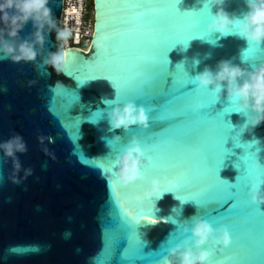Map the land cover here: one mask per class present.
<instances>
[{"label": "water", "instance_id": "1", "mask_svg": "<svg viewBox=\"0 0 264 264\" xmlns=\"http://www.w3.org/2000/svg\"><path fill=\"white\" fill-rule=\"evenodd\" d=\"M122 2L93 0L89 46L83 49L64 44L67 55L62 62L64 70L59 73L43 62L49 53L58 51L60 42L55 30L46 35L42 50L37 46L40 55L36 61L0 58V142L19 134L27 144V151L17 154L22 165L18 174L14 173L11 158L0 152V264H159L167 248L186 238L181 224L195 215L216 225L227 224L232 233L230 248L240 245L243 212L257 208L247 196L248 181L237 182L246 167L241 159L245 149L236 146L238 127L233 130V126L243 124L245 117L235 111L224 112L231 105L226 91L215 104L207 105L212 96L211 86L197 93L191 82L176 92L172 75H176L177 65L183 64L189 75L186 79H191L205 67L215 69L221 60H231L251 70L264 62V44L247 59L249 44L235 34L207 33L204 38L191 39L187 47L182 43L175 46L180 36L172 30L173 22L159 11L147 17L141 31L131 38L110 41L105 36L109 15L117 22L133 15ZM141 2L152 10L170 8L186 12L204 7V0ZM63 6V0L49 2L58 24ZM225 8L238 16L246 11L244 0H228ZM216 11L215 7L211 9L212 14ZM209 20L207 14L201 18L202 31H206ZM33 32L30 20L15 38L16 43L28 39ZM105 41L107 50L102 51L100 45ZM105 52L112 53L110 60ZM149 58H155L156 66L150 65ZM196 60L200 61L198 65L194 64ZM105 63L125 79L149 82L144 89L141 87L135 93L124 91L118 97L122 103L135 99L149 110L147 128L132 126L146 154L147 140L155 139V134L165 139L179 136L181 139L171 149V163L185 166L190 183L195 185L203 175L202 161L209 152L214 153L217 166L224 160L220 178L230 184L237 182L236 209H230L234 199L222 206L181 203L177 194H183V182L177 193L161 191L152 199H138L137 194H142L148 181L161 176L149 166L142 169L146 180L126 187L119 185L112 160L132 133L123 128L111 129L105 101L114 100L117 93ZM72 96L75 102L70 99ZM197 100H202L205 107L193 114ZM169 101L182 103L188 116L182 125L168 128L176 121L157 119L175 114L166 108ZM96 112H101L102 117L92 122L89 118ZM220 113H224L225 123ZM181 119L184 117L177 118ZM115 135L121 136L122 141L113 148L107 141ZM227 136L226 152L223 141ZM254 137L260 138L261 144L249 151L256 153L259 147L260 162L264 164V122L253 132L239 136V142L250 144ZM259 207L264 211V204ZM147 215L160 222L150 223L144 218ZM255 224L257 245L264 246V216L257 215ZM134 231L142 243L137 251Z\"/></svg>", "mask_w": 264, "mask_h": 264}, {"label": "clouds", "instance_id": "2", "mask_svg": "<svg viewBox=\"0 0 264 264\" xmlns=\"http://www.w3.org/2000/svg\"><path fill=\"white\" fill-rule=\"evenodd\" d=\"M50 0H0V58L11 59L14 62L36 61L42 50L46 35L56 31L60 42L58 51L49 53L44 63L51 66L56 72L63 71L62 62L65 61L63 45L70 33L62 30L54 18L49 7ZM228 0H204V6L210 9L215 7V14H210L206 24L207 33H220L222 35L235 34L245 39L249 48L264 44V0H244L246 11L242 15L226 11ZM81 17V13L78 18ZM32 21L34 32L28 39L16 43V37L28 21ZM213 43H215L213 41ZM102 51L107 50V43L100 45ZM248 50H246L247 52ZM246 59V58H245ZM200 63L194 61L195 65ZM183 66V64H181ZM195 84V92L202 93L211 86V92L219 98L227 92L234 111L242 114L245 119L238 127V136L245 132H253L261 122H264V62L254 66L251 70L233 64L231 60H221L216 68L205 67L203 72L191 78ZM108 105L106 116L111 129L123 128L132 133L122 151L118 152L112 160L118 183L122 187L134 184L136 181L146 180L144 166H150L152 158L146 154L140 136L132 132L135 125L145 129L149 125V110L144 105H138L135 99L122 101L117 97L105 101ZM204 108V102L197 100L192 107L193 114ZM122 137L113 136L107 141L111 147L119 144ZM261 139L254 137L250 145H260ZM27 151V144L23 137L16 134L8 140L0 142V152L11 158L14 173H19L22 165L18 153ZM260 148H256L255 159L252 162V175L247 184V196L253 204H264V164L259 158ZM176 181L170 176H153L148 186L143 188L142 194L137 198L141 200L152 199L161 191H168L176 187ZM186 238L174 246L167 248L159 264H211L214 250L228 248L232 244V233L225 223L214 224L210 219L195 215L190 221L181 224ZM207 245V247H205Z\"/></svg>", "mask_w": 264, "mask_h": 264}, {"label": "snow or ice", "instance_id": "3", "mask_svg": "<svg viewBox=\"0 0 264 264\" xmlns=\"http://www.w3.org/2000/svg\"><path fill=\"white\" fill-rule=\"evenodd\" d=\"M122 3L130 11H132L133 15L128 18H121L119 22L114 20L111 17V14L109 15V18L106 21L105 36L110 41H124L131 38L134 34L141 31L142 27L144 26L143 21H145L150 15H155L158 11L162 12L166 19L173 22L172 30L178 33L180 36V39H178L175 46L182 43L185 47H187L191 39L196 37L204 38L205 35H207L206 31L201 30V18L205 14H211L208 6H204L200 11L180 12L170 8L152 10L150 7H145L141 0H123ZM121 25L131 26L122 27ZM255 51V46L250 47L245 53V58L247 59L252 56ZM105 54L106 57L110 60L112 53L105 52ZM65 55L67 54L65 53ZM149 63L152 66H156L155 58H149ZM105 66L110 73L111 83L116 89L117 98L124 91L135 93L139 91L141 87H143L144 89L145 85H149L148 81L138 82L133 79H125L119 74L116 68H110L108 63H105ZM177 66L178 71L176 72V75H171L173 76L172 87L175 86L177 89L176 92H179L181 88H184L187 84L191 83V79H186L187 77H189V75L182 65ZM182 95L183 94L176 96ZM70 99L75 102L74 96L70 97ZM218 99L219 97L216 94L212 93L211 99L209 100L207 105L215 104ZM170 101L168 102V106L166 108L171 110L175 114L170 117L164 115L163 118H157L160 120L176 121L175 123L170 124L168 128L182 125L188 119V116L184 112L182 103H171ZM232 111H234V108L231 105L224 109L225 113ZM219 115H221L223 119L224 113H220ZM101 117L102 113L96 112L93 113L89 119L92 122H96ZM158 117H160V115ZM178 117H184V119L177 120ZM227 125H229V129L230 131H232L231 124L228 123ZM155 137V139H153V137H150L147 140V154H149L152 158V163L149 167L158 170L161 175L170 176L171 173V176L175 177L174 179L177 186L174 189H169L168 191L177 193V190L181 188V184L183 182V194H177V198L181 201V203L194 201L197 205H200L202 207H206L210 203H217L222 206L229 200L234 199V203L231 205L230 209H236L238 207L236 196L237 189L235 188V185L238 181L249 182V179L252 175V162L255 159L256 155L255 152L249 151V149L252 148L250 144H241L239 142V136H236V146L243 147L245 149V155L242 156L241 159L244 161L246 167L242 174L237 177V182L235 184H230L227 180H223L220 178L219 173L221 167L223 166L224 160L219 164V166H217L215 154L209 152V154L207 155V159L202 161L201 163V167L203 169L202 178L195 185H193L189 181V170L181 164L171 163L172 159L174 158L171 149L176 143L179 142L181 138L179 136H176L165 139L164 137L160 136L159 133L155 134ZM227 138L228 136L223 141L224 149ZM112 146L114 148V145ZM225 151L227 152L228 150L225 149ZM210 159L211 163L209 162ZM249 161H251L250 164ZM236 167L240 168V165L237 164ZM225 186H227V191H225ZM233 188L236 189L235 192L232 191ZM257 215L264 216V211H262L259 206H257L255 211L245 210L243 212L242 219L244 224V232L241 235V242L239 247L235 249H231L230 247H228L220 250H214V254L211 258V264H264V246L258 247L255 235V220ZM144 218L152 224L160 222L159 220L154 219L152 215H147ZM172 222L176 223L175 220H172ZM133 225H137V223L133 222ZM134 241L135 250L137 251L142 246V243L135 231ZM13 251H17V249H13Z\"/></svg>", "mask_w": 264, "mask_h": 264}, {"label": "built area", "instance_id": "4", "mask_svg": "<svg viewBox=\"0 0 264 264\" xmlns=\"http://www.w3.org/2000/svg\"><path fill=\"white\" fill-rule=\"evenodd\" d=\"M64 6H63V13H62V18L60 21V27L62 30H68V32L70 33L69 38L67 39L65 45H68V40H69V44H75L74 42H72L71 40V36H74L75 31L72 28V23H73V19L75 17V11L76 10H80L81 13V17L78 19L77 24H79V28L80 27H84L86 26V31L87 34L86 36H90V29L88 28V24L85 23L84 20V14L86 11V3L85 0H63ZM72 8V10H74V12L72 14L69 13V9ZM76 23H74V26H77ZM78 42V41H77Z\"/></svg>", "mask_w": 264, "mask_h": 264}, {"label": "rangeland", "instance_id": "5", "mask_svg": "<svg viewBox=\"0 0 264 264\" xmlns=\"http://www.w3.org/2000/svg\"><path fill=\"white\" fill-rule=\"evenodd\" d=\"M70 10V9H69ZM78 10H76L75 12V17L76 19L74 18L73 19V23H72V28L73 30L75 31L74 33V36L72 37L71 36V40L72 42H74L75 44L78 43L79 45H81L83 49H87L88 46H89V38L90 36H86L87 34V31H86V26H82L79 28V24H77V21H78V16L80 14V12H77ZM74 12V10H73ZM72 10L70 11V13L72 14L73 13ZM87 11H85V14H86ZM85 14H84V20H85V23L88 24V28L89 29H92V25H93V16H94V11H93V6H91L90 8V11H89V14L87 15V17H85ZM74 23L77 24V26L75 27L74 26ZM68 32V30H67ZM78 41V42H77ZM68 44H69V40H68ZM71 45V44H69Z\"/></svg>", "mask_w": 264, "mask_h": 264}, {"label": "trees", "instance_id": "6", "mask_svg": "<svg viewBox=\"0 0 264 264\" xmlns=\"http://www.w3.org/2000/svg\"><path fill=\"white\" fill-rule=\"evenodd\" d=\"M85 3H86V14H85V17H87V15L89 14V11H90V8L91 6H93V0H85ZM79 43V42H78ZM78 43L76 44H71L73 46H77V47H82L81 45H79Z\"/></svg>", "mask_w": 264, "mask_h": 264}, {"label": "bare ground", "instance_id": "7", "mask_svg": "<svg viewBox=\"0 0 264 264\" xmlns=\"http://www.w3.org/2000/svg\"><path fill=\"white\" fill-rule=\"evenodd\" d=\"M71 10H72V8H70L69 13H70ZM72 12H73V10H72ZM77 12H80V10L78 9ZM70 14H71V13H70ZM70 46H73V45H69V44H68V47H70ZM64 49H66V47H65Z\"/></svg>", "mask_w": 264, "mask_h": 264}, {"label": "flooded vegetation", "instance_id": "8", "mask_svg": "<svg viewBox=\"0 0 264 264\" xmlns=\"http://www.w3.org/2000/svg\"><path fill=\"white\" fill-rule=\"evenodd\" d=\"M93 9H94V7H93ZM89 41H90V38H89Z\"/></svg>", "mask_w": 264, "mask_h": 264}]
</instances>
